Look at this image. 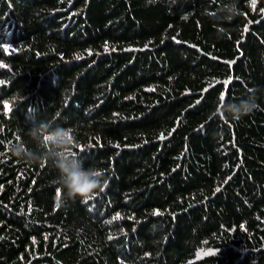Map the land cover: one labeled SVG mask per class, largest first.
Segmentation results:
<instances>
[{
	"label": "trees",
	"instance_id": "16d2710c",
	"mask_svg": "<svg viewBox=\"0 0 264 264\" xmlns=\"http://www.w3.org/2000/svg\"><path fill=\"white\" fill-rule=\"evenodd\" d=\"M227 2L0 0V264H264V0ZM41 122L106 187L9 151Z\"/></svg>",
	"mask_w": 264,
	"mask_h": 264
},
{
	"label": "clouds",
	"instance_id": "9594fccd",
	"mask_svg": "<svg viewBox=\"0 0 264 264\" xmlns=\"http://www.w3.org/2000/svg\"><path fill=\"white\" fill-rule=\"evenodd\" d=\"M222 10L228 16L234 17L239 12L237 0H228L222 6ZM258 107L252 96L239 103H226L223 98L217 114L221 118H226L227 113L233 120L239 121ZM28 135L37 145L38 151L29 150L24 143L9 145V151L31 163L40 165L51 163L58 172L57 183L68 198L87 201L96 194L97 189L106 187L107 181L103 179V173L91 167L85 168L74 151L77 141L72 128L41 122L38 126L31 127Z\"/></svg>",
	"mask_w": 264,
	"mask_h": 264
},
{
	"label": "snow or ice",
	"instance_id": "6c2138e0",
	"mask_svg": "<svg viewBox=\"0 0 264 264\" xmlns=\"http://www.w3.org/2000/svg\"><path fill=\"white\" fill-rule=\"evenodd\" d=\"M252 4H253V7L255 6V0H252ZM221 99H223V96H221ZM58 197H59V193H58ZM206 255L209 254V253H205Z\"/></svg>",
	"mask_w": 264,
	"mask_h": 264
}]
</instances>
